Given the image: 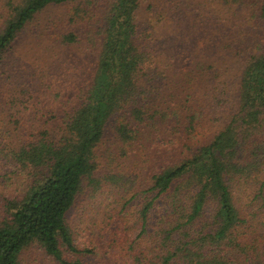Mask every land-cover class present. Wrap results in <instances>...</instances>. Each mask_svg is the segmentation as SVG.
Returning a JSON list of instances; mask_svg holds the SVG:
<instances>
[{"label":"trees","instance_id":"trees-1","mask_svg":"<svg viewBox=\"0 0 264 264\" xmlns=\"http://www.w3.org/2000/svg\"><path fill=\"white\" fill-rule=\"evenodd\" d=\"M144 2L151 7V0H0V59L17 34L48 7L71 4L69 17H98V44L82 83V100L65 114L54 137L42 129L35 139L8 151L31 176L23 195L6 202L0 264H18L21 251L32 242L57 264H83L64 255L88 252L74 246L65 213L83 183L92 191L98 187L94 149L108 125L127 145L144 137L146 129H164L168 120L174 126L185 124L184 130L187 124L189 131L194 119L203 120L199 96L187 81L177 82L168 94L156 85L164 70L152 35L140 28ZM167 2L177 7L189 0ZM199 2L209 3L214 13L221 4L233 17H256L264 28V0ZM75 40L72 32L62 36V41ZM155 147V153L169 148ZM0 154H5L1 147ZM149 178L142 191L148 195L137 212L139 226L121 264H264V47L241 60L224 123L207 142ZM158 201L166 214L147 231L148 214Z\"/></svg>","mask_w":264,"mask_h":264},{"label":"rangeland","instance_id":"rangeland-1","mask_svg":"<svg viewBox=\"0 0 264 264\" xmlns=\"http://www.w3.org/2000/svg\"><path fill=\"white\" fill-rule=\"evenodd\" d=\"M151 1L150 8L141 4L139 14L140 28L152 35L158 66L164 70L156 85L168 94L177 82L187 81L199 96L203 120L194 119L192 131L187 124L184 130L185 124L174 126L168 120L164 129H146L144 137L127 145L111 125L106 127L94 149L98 187L92 191L83 183L65 213L74 246L88 252L64 255L83 264L126 261L124 249L139 226L137 212L148 195L142 191L150 184L149 176L209 140L226 119L241 60L248 51L264 47V28L256 17H233L221 4L214 6L219 7L214 13L209 3L199 0L178 2L177 7L167 0ZM71 9V4L59 5L37 14L0 59V147L5 153L0 154V220L6 215V202L23 195L31 176L27 167L20 168L7 156L8 151L35 139L42 129L54 137L65 114L82 100V83L98 44V17H69ZM68 32L74 34V42L62 41ZM176 44V52H171ZM156 144L169 148L155 153ZM241 195L244 198V190ZM160 214H166L162 201L150 210L147 231ZM18 264L57 263L32 242L21 251Z\"/></svg>","mask_w":264,"mask_h":264}]
</instances>
